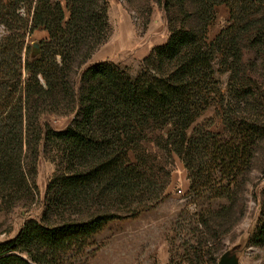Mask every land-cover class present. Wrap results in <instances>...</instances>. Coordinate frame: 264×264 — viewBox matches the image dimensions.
Returning a JSON list of instances; mask_svg holds the SVG:
<instances>
[{
	"label": "trees",
	"instance_id": "trees-1",
	"mask_svg": "<svg viewBox=\"0 0 264 264\" xmlns=\"http://www.w3.org/2000/svg\"><path fill=\"white\" fill-rule=\"evenodd\" d=\"M157 2L169 37L152 48L140 73L133 78L112 61L99 62L83 71L77 91V70L110 38L108 0H0V209L16 208L21 194L29 198L25 205L35 201L42 141L57 165L41 218L0 244V264H77L111 222L156 207L170 171L142 145L151 131L168 128L157 146L179 156L198 202H232L264 155V90L249 74L241 46L245 35L257 33L253 42L260 36L256 45L264 47V0ZM221 4L232 8L233 22L209 41ZM253 8L260 11L248 15ZM37 29L48 37L31 58L26 38ZM216 60L229 75L225 92ZM213 104L223 131L198 124L188 134ZM75 112L64 130L40 125L43 115ZM259 222L255 239L262 243L264 190Z\"/></svg>",
	"mask_w": 264,
	"mask_h": 264
},
{
	"label": "rangeland",
	"instance_id": "rangeland-1",
	"mask_svg": "<svg viewBox=\"0 0 264 264\" xmlns=\"http://www.w3.org/2000/svg\"><path fill=\"white\" fill-rule=\"evenodd\" d=\"M108 2L110 38L77 70L74 75L77 91L83 71L99 62L112 61L131 77H136L152 48L165 44L169 37L166 11L157 0ZM238 5L234 8L237 20L242 16ZM256 7L260 8L259 5ZM231 9L226 4L216 7L208 29L209 41L233 22ZM20 11L22 16L26 15L24 8ZM258 11L253 8L248 15L255 16L254 13ZM2 31L3 27H0ZM47 37V32L37 29L26 38V42L34 48L31 58L37 56L39 42ZM254 38H257V33L245 35L242 39V55L250 70L249 74L264 90V47L256 45L260 36L256 43L253 42ZM217 62L220 87L225 92L229 75L222 71ZM27 76L24 72L23 78ZM216 111L215 104L210 106L188 130V134L198 124L209 125L212 132H222L224 123ZM75 115L76 112L72 115L46 114L40 118V125L42 128L49 125L55 130H64ZM167 132L168 128L151 131L142 144L157 164L170 171L164 199L135 218L111 222L96 236V244L77 264H219L224 259H234L237 264H264V241L259 243L255 239L262 225L259 220L264 190V155L260 154L254 168L246 173L243 185L232 202L209 199L198 202L189 194L190 180L179 156L175 153L166 154L157 146V140ZM130 159L135 161V153H130ZM56 167L51 155H45L42 141L37 161L35 182L38 191L35 201L25 205L29 198L21 194L20 205L16 208L4 206L0 209V244L15 239L27 220L41 218L47 187Z\"/></svg>",
	"mask_w": 264,
	"mask_h": 264
},
{
	"label": "water",
	"instance_id": "water-1",
	"mask_svg": "<svg viewBox=\"0 0 264 264\" xmlns=\"http://www.w3.org/2000/svg\"><path fill=\"white\" fill-rule=\"evenodd\" d=\"M219 264H237V262L234 259H224Z\"/></svg>",
	"mask_w": 264,
	"mask_h": 264
}]
</instances>
